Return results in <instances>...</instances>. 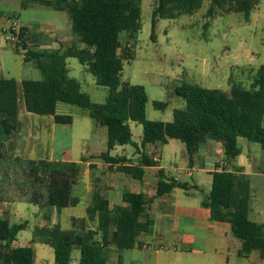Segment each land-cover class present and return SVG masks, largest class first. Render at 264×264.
<instances>
[{
	"label": "trees",
	"instance_id": "trees-1",
	"mask_svg": "<svg viewBox=\"0 0 264 264\" xmlns=\"http://www.w3.org/2000/svg\"><path fill=\"white\" fill-rule=\"evenodd\" d=\"M205 1L210 3L207 11L209 18L218 13H240L246 20L260 2L158 0L152 15V40L156 39L159 20L195 14ZM34 3L67 12L77 42L63 51L28 49V43H35L39 35L21 27L19 38L25 50L23 62L32 64L42 74L39 80L22 81L23 100L28 112L54 116L57 123L70 124L71 116L57 114L58 104L85 110L99 126L107 129L108 151L101 158L109 163L121 161V158L110 156V151L116 146L133 144L131 122L143 128L142 147L179 140L185 144L191 162L198 146L208 141L224 143L225 155L231 159L242 152L239 138L264 151V65L257 69L249 88L233 81L228 92L184 83L176 89V94L185 101V107L174 110L171 122L151 121L146 118L148 95L145 88L123 82L121 78L124 61L131 60L133 55L130 51L124 57L119 55L121 33L127 31L129 40L135 44L142 29V0H34ZM68 58L78 59L94 76L97 85L108 88L106 103L92 102L80 83L69 76ZM154 106L165 109L167 104L154 102ZM19 127L17 80L0 77V135L4 138L0 140V149ZM156 165L157 161L142 154L139 166L121 167L119 170L140 181L145 174L144 168ZM26 174L34 188L46 191V204L58 212L75 204L71 190L80 176L76 163L28 161ZM158 177L155 198L125 193L123 204L114 208H110L108 200L95 192L88 216L90 219L98 216L96 231L84 229L73 232L55 226L38 230L37 235L47 237L45 242L53 248L55 260L59 263L70 262L73 249L78 248L80 264H107L109 246L130 250L138 245L137 237L153 224L145 211L156 198L171 193L175 188L185 191L198 188L188 182L167 180L162 171H159ZM40 197L34 192L35 199ZM251 202L249 177L241 167H235L234 171L225 169L212 173V188L202 206L210 210L212 221L231 225L233 236L242 242L238 251L240 257L258 252L264 260V224L250 220ZM26 228V223H11L9 218L0 215V264H35L32 245L13 247L18 234Z\"/></svg>",
	"mask_w": 264,
	"mask_h": 264
},
{
	"label": "rangeland",
	"instance_id": "rangeland-1",
	"mask_svg": "<svg viewBox=\"0 0 264 264\" xmlns=\"http://www.w3.org/2000/svg\"><path fill=\"white\" fill-rule=\"evenodd\" d=\"M158 0H142L141 23L142 29L139 32L135 44L129 40L128 32L121 33V49L119 55L124 57L127 51L133 55L131 60L124 61L122 81L132 85L143 86L148 95L146 105V118L151 121L171 122L175 109L185 107V101L177 96L176 89L186 84L199 85L209 89H221L229 91L231 83L237 82L245 88H249L254 82L257 69L264 65V0H260L257 7L251 13L249 20L243 14L218 13L209 18L207 11L210 3L205 1L202 8L195 14L181 15L177 19H161L156 27V39L152 40V15ZM25 5L26 7H22ZM0 10L6 16L11 17V21L6 23L5 30L10 32L14 27L18 31L20 24L28 26L32 22L36 28L43 22L54 21L61 28L57 41L53 47L67 49L77 42L71 31V20L67 12H57L51 8L34 3V0H0ZM20 18V19H18ZM32 24V25H33ZM33 25V26H34ZM4 28H0V77L14 78L18 80H39L42 74L32 64L23 62L25 50L22 46L6 43L4 41ZM4 33V34H3ZM73 35L72 40L67 42L60 39ZM39 37V36H38ZM31 44L28 43V49ZM69 76L77 80L83 92L89 95L92 102L104 104L107 101L109 90L106 87L96 84L94 76L87 71L76 58L67 59ZM154 102L167 104L165 109H157ZM57 113L72 117L74 122V155L80 153L84 148L90 146L95 140V136H100L101 132L96 130L91 133L92 127H96V122L88 116L85 110L60 103ZM21 113V119H26ZM31 120L39 122L42 116L29 114ZM64 126H58L55 136L54 150L57 157H60L62 150L71 145L70 130L65 132ZM72 129V128H68ZM104 129L105 128H99ZM142 126L133 125V142H140ZM89 136V137H88ZM4 139L0 135V140ZM249 142L240 139V147L246 151ZM165 147L164 157L161 164L166 167V172L174 174L171 167L174 164L182 166L181 151L184 147L180 142H172ZM264 153V151H262ZM171 154V155H170ZM178 155V159L174 155ZM171 156V157H170ZM259 161V157L255 155ZM21 161L16 162L17 169H21ZM22 171V169H21ZM5 175V141L4 148L0 149V177ZM19 175H13L12 178ZM81 177V176H80ZM18 178L17 190H21L26 201L13 202L8 198L10 204L16 205L15 216L10 217L11 223H26L27 228L21 231L17 237V245L28 246L34 238V231L40 226H44L47 221L43 216L50 217V221L59 222L65 230L70 224L73 213L82 216L81 208L63 209L59 214L53 207L46 204V191L44 189L32 188L28 186L27 178ZM207 179V174L204 173ZM186 180V179H184ZM191 180V179H189ZM209 180V179H208ZM0 189V196L6 198L5 180ZM15 183V181H14ZM255 191L258 198L253 202V209L256 211L264 204V184L253 179ZM13 184V180H12ZM34 192L41 198L35 199ZM210 187H205V193L209 194ZM4 207L0 204V214L4 215ZM5 216V215H4ZM254 220L255 214L251 216ZM49 225V224H48ZM32 246L37 250L39 264H56L53 249L49 246ZM74 257L78 260L77 252ZM74 263V262H73Z\"/></svg>",
	"mask_w": 264,
	"mask_h": 264
},
{
	"label": "crops",
	"instance_id": "crops-1",
	"mask_svg": "<svg viewBox=\"0 0 264 264\" xmlns=\"http://www.w3.org/2000/svg\"><path fill=\"white\" fill-rule=\"evenodd\" d=\"M10 21L11 17L6 16L5 12L0 10V28L5 30L6 23ZM32 24V22H28V26L23 23L19 25L20 28L27 27L32 33L39 35L35 43H30L31 47L48 51L65 50L61 47H53L51 44L57 41V36L60 35L61 31L56 22H43L37 28ZM72 38L73 35H69L67 38L60 39V41L67 42L72 40ZM23 80L17 81L20 127L5 142V175L0 177V189L3 186L2 181L5 180V200L0 196V204L4 207L5 217L10 219V217L15 216L17 208L14 203L10 204L8 198L12 199L13 202L27 200L24 193L19 190V186L17 190L19 179L15 177H26L27 182H29L27 183L29 188L30 186L34 188L26 174L28 161H55L77 164L81 177L79 176L78 182L71 190V196L75 200V204L64 208H81L83 210L82 216H77L73 213L70 218V224L66 226L65 231L73 232L83 231L84 229L97 230L98 216L96 215L93 219L88 216V208L95 192L100 193L108 200L110 208L122 205V198L125 193L144 194L148 198H155L158 191V173L162 171L167 180L174 179L188 182L198 188L189 191L175 188L171 193L156 198L153 203L146 207L145 211V215L153 221V224L147 232L137 237L138 245L130 250H120L115 246H109L107 264H264V260L258 252H253L248 257H240L238 255L242 242L233 236L229 223L211 220L210 210L202 206L204 198L209 194L201 195V193H205V187L209 186L211 191L212 173L225 169L234 171L235 167H241L243 173L249 177L252 188L249 218L253 222L264 224V204L256 211L253 209V202L258 198L253 179H258L264 184V153L259 146L248 143L246 151L240 147L241 154L231 159L225 155L224 143L208 141L198 146L191 162L185 144L179 140H170L167 144L157 143L142 147V130L140 142L116 146L111 150L110 156L121 158V161L120 163H109L101 158V155L108 151L107 129L96 123V127L91 125V133L96 130L101 132L100 136H95V140L90 146L74 155L73 144L75 139L74 132L71 131L73 130L74 122L70 124L57 123L54 116H42L38 119L39 122L31 120L29 114L33 113L26 110L23 100L21 87ZM21 113L28 114L25 115L26 119L24 121L21 119ZM134 124L137 123H130L132 135ZM58 126L66 127L62 129L65 132L70 130L71 142L70 146L62 150L60 157L56 156L54 150L55 139L53 137L48 139L49 135L55 136ZM99 128H105V131ZM240 139L238 140L239 146ZM175 141L180 142L184 146L181 151V159L184 164L182 166L174 164L171 167L174 172L172 175L167 173L166 167L161 164L165 147L160 146L168 147ZM142 154L153 158L157 161V165L145 167V174L140 181L119 170L121 167L139 166ZM255 155L259 157V161L255 158ZM174 158L178 159V155L175 154ZM18 160L21 161L22 171L20 167L17 169L16 162ZM204 173L207 174V179L204 178ZM13 175L19 176L12 178ZM56 212L59 214L61 211L58 212L56 210ZM253 214L256 217L254 220L251 218ZM43 218L47 222L44 226L36 228L30 245H45L52 248L45 242L47 237L37 235V231L44 228L51 229L55 226H59L62 230L64 229L59 222L50 221L49 216L44 215ZM97 238L101 241L100 235ZM13 247H20L17 245V240L13 243ZM75 252H77L78 256L77 261L74 257ZM37 255L38 252L35 250V264H39ZM80 258L81 255L78 248L73 249L71 261L68 263L57 262L54 255L56 264H80Z\"/></svg>",
	"mask_w": 264,
	"mask_h": 264
},
{
	"label": "built area",
	"instance_id": "built-area-1",
	"mask_svg": "<svg viewBox=\"0 0 264 264\" xmlns=\"http://www.w3.org/2000/svg\"><path fill=\"white\" fill-rule=\"evenodd\" d=\"M18 28L17 27H14L12 30H10V32H7V30H4L5 32V36H4V41L6 43H10V44H21V40L19 38V32L20 30L18 31L17 30Z\"/></svg>",
	"mask_w": 264,
	"mask_h": 264
}]
</instances>
